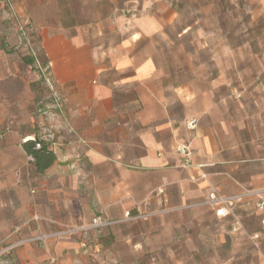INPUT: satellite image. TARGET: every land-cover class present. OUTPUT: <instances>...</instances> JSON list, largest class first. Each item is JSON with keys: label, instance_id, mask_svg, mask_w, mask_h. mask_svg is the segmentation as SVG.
<instances>
[{"label": "rangeland", "instance_id": "1", "mask_svg": "<svg viewBox=\"0 0 264 264\" xmlns=\"http://www.w3.org/2000/svg\"><path fill=\"white\" fill-rule=\"evenodd\" d=\"M170 10L174 21L153 42L171 83H188L195 95L190 118L211 131L224 126L223 144L238 148L234 158H264V0H0V142L13 144L7 189L26 188L36 198L57 186L22 147L32 131L66 155V168L76 158L92 169L83 148L69 147L74 116L53 80L43 34L80 25L106 47L121 39L134 15ZM31 56L36 61L26 63ZM71 149L77 156L69 157ZM141 182L146 189L129 195L125 210H100L95 195L88 213L74 204L86 221L58 225L56 232L74 231L60 240L111 254L91 255V264H264V192L218 215L208 195L198 204L170 203L153 199L152 177L142 175Z\"/></svg>", "mask_w": 264, "mask_h": 264}, {"label": "crops", "instance_id": "2", "mask_svg": "<svg viewBox=\"0 0 264 264\" xmlns=\"http://www.w3.org/2000/svg\"><path fill=\"white\" fill-rule=\"evenodd\" d=\"M175 17L172 10L134 15L121 39L106 47L80 25L43 34L53 80L74 116L69 147L83 148L92 169H84L76 158L66 168V155L54 150L55 164L39 174L57 186L34 198L26 188L7 189L6 174L12 169L7 152L13 144L0 142V162L6 164L0 165V264H91V255L108 257L107 251L82 250L85 242L77 239L22 241L56 232L63 222L86 221L73 205L88 213L92 195L100 210L112 205L125 210L131 205L129 195L146 189L142 175L153 178V199L170 203L198 204L212 189L222 196L264 190V158H234L238 148L223 144L224 126H214L213 132L190 118L193 91L188 83L173 85L157 58L153 37L163 36L164 25ZM32 132L24 136L32 139ZM182 144L189 145V158L177 154ZM73 156L77 151L71 149ZM254 199L241 201L248 205Z\"/></svg>", "mask_w": 264, "mask_h": 264}, {"label": "built area", "instance_id": "3", "mask_svg": "<svg viewBox=\"0 0 264 264\" xmlns=\"http://www.w3.org/2000/svg\"><path fill=\"white\" fill-rule=\"evenodd\" d=\"M194 124V122H192ZM39 147V146H38ZM176 152L182 157L189 158L191 156V149L189 145L182 144L178 145L176 147ZM205 177V176H204ZM264 192L262 191H249L245 195H234V196H222L219 195L216 190L212 189L211 192L208 194V198L206 203L212 204L218 215H224V213H233L234 206L241 201L245 196H253V195H261ZM100 219L94 220V227H97L100 225V222H98ZM264 225V220H263ZM74 233L73 230H59L57 232L53 233H43L40 232L38 235L27 238L22 241V244L25 243H32V242H40L43 244H46L48 240L50 239H61L62 237L66 235H72ZM1 254V253H0Z\"/></svg>", "mask_w": 264, "mask_h": 264}, {"label": "trees", "instance_id": "4", "mask_svg": "<svg viewBox=\"0 0 264 264\" xmlns=\"http://www.w3.org/2000/svg\"><path fill=\"white\" fill-rule=\"evenodd\" d=\"M2 47L4 49L5 45ZM35 61L36 58L34 56L26 59V63L29 64L34 63ZM32 133L31 136L33 138L24 142L22 147L26 154L33 159L36 171L43 174L55 164L57 156L53 150L49 149L48 144L39 138L36 132Z\"/></svg>", "mask_w": 264, "mask_h": 264}]
</instances>
